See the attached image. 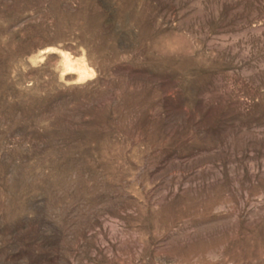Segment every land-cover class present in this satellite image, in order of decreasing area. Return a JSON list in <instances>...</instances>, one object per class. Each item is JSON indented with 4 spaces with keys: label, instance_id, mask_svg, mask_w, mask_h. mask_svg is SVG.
<instances>
[{
    "label": "rangeland",
    "instance_id": "374dc122",
    "mask_svg": "<svg viewBox=\"0 0 264 264\" xmlns=\"http://www.w3.org/2000/svg\"><path fill=\"white\" fill-rule=\"evenodd\" d=\"M0 264H264V0H0Z\"/></svg>",
    "mask_w": 264,
    "mask_h": 264
},
{
    "label": "bare ground",
    "instance_id": "6f19581e",
    "mask_svg": "<svg viewBox=\"0 0 264 264\" xmlns=\"http://www.w3.org/2000/svg\"><path fill=\"white\" fill-rule=\"evenodd\" d=\"M66 65L69 68H71V67L75 68L77 70V72H78V74H79L80 77H84L88 73V69L84 65H82V64H78L77 67H75V66H73L71 64L70 60L67 59L66 60Z\"/></svg>",
    "mask_w": 264,
    "mask_h": 264
}]
</instances>
